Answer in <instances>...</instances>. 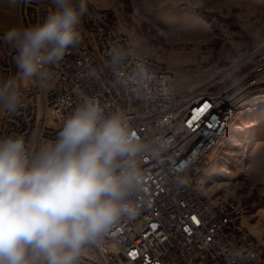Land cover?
<instances>
[{
	"label": "built area",
	"instance_id": "obj_1",
	"mask_svg": "<svg viewBox=\"0 0 264 264\" xmlns=\"http://www.w3.org/2000/svg\"><path fill=\"white\" fill-rule=\"evenodd\" d=\"M19 27L42 22L52 11L50 0H15ZM112 10L88 5L81 26V41L50 71L46 86L23 80L22 104L5 110L0 135L38 131L41 141L52 140L63 120L83 95L101 98L110 110L123 109L134 133L147 144L141 160L143 183L137 211L121 219L109 232L113 241L90 248L97 263L82 264H264L263 246L242 233L239 208H225L192 186L203 164L224 136L225 121L194 111V101L209 107L231 108L232 100L264 97V58L238 81L219 90L179 97L173 75L163 63L133 60L134 46L113 25ZM0 33V78H17L15 51ZM179 231L181 242H173ZM115 243L118 253L108 246Z\"/></svg>",
	"mask_w": 264,
	"mask_h": 264
},
{
	"label": "clouds",
	"instance_id": "obj_2",
	"mask_svg": "<svg viewBox=\"0 0 264 264\" xmlns=\"http://www.w3.org/2000/svg\"><path fill=\"white\" fill-rule=\"evenodd\" d=\"M15 3V0H9ZM35 25L12 27L17 78H0V108L21 104L23 80L47 85L50 69L81 41L88 0H50ZM147 144L125 110L83 95L52 140L0 135V264H82L85 252L137 211Z\"/></svg>",
	"mask_w": 264,
	"mask_h": 264
},
{
	"label": "rangeland",
	"instance_id": "obj_3",
	"mask_svg": "<svg viewBox=\"0 0 264 264\" xmlns=\"http://www.w3.org/2000/svg\"><path fill=\"white\" fill-rule=\"evenodd\" d=\"M91 1L115 12L138 56L168 67L179 97L233 84L264 58V0ZM12 27H19L15 3L0 0V33ZM239 113L197 185L212 200L237 204L245 228L264 246V97H249ZM108 250L119 252L115 243ZM85 254L95 256L90 248Z\"/></svg>",
	"mask_w": 264,
	"mask_h": 264
},
{
	"label": "bare ground",
	"instance_id": "obj_4",
	"mask_svg": "<svg viewBox=\"0 0 264 264\" xmlns=\"http://www.w3.org/2000/svg\"><path fill=\"white\" fill-rule=\"evenodd\" d=\"M88 5H90V7L94 10H102L99 7H97L96 4L93 3L91 0H88ZM113 25H115V28H117L118 32H122V31H120V29L118 27V19H117L116 14H113ZM123 37H128V45L129 46H134L132 39L127 34H125L124 32H123ZM132 58H133V60H140L141 59V60L157 61V60H154L152 58L138 56L135 53V51H132ZM158 62H160V61H158ZM163 68L165 70H169L168 67L164 63H163ZM245 102L246 101H242V100H232L231 101V108L217 109V111H216V107H208V115H216L217 122H224L225 121V127H226L224 130V134H225L229 124L233 121V119H235L237 114L243 109ZM205 104H207L209 106V101H194L193 110L194 111H200V109ZM3 113H5V109H3V112H2V115L0 118H3ZM41 129H42V121H35L34 131H30L28 133V136L38 138V131H41ZM222 137L217 139V143L220 141V139ZM197 178H198V176H192V186H198L197 185ZM200 193H202L201 190H200ZM214 202L219 203V204H225V208H239V210L237 211V218H238L239 223L242 224V233L247 235L249 238H252V240L255 242V244L263 246L245 228V226L243 224V212H242V209L237 204H235L232 201H227V200H223V199H215ZM172 239H173V242H181V234H179V231H172ZM111 241H113V234H107L100 242H111ZM263 252H264V246H263ZM89 263H97V255H95L94 257L89 256Z\"/></svg>",
	"mask_w": 264,
	"mask_h": 264
},
{
	"label": "snow or ice",
	"instance_id": "obj_5",
	"mask_svg": "<svg viewBox=\"0 0 264 264\" xmlns=\"http://www.w3.org/2000/svg\"><path fill=\"white\" fill-rule=\"evenodd\" d=\"M209 106L207 104H205L201 109L200 111H204V109L208 108Z\"/></svg>",
	"mask_w": 264,
	"mask_h": 264
},
{
	"label": "crops",
	"instance_id": "obj_6",
	"mask_svg": "<svg viewBox=\"0 0 264 264\" xmlns=\"http://www.w3.org/2000/svg\"><path fill=\"white\" fill-rule=\"evenodd\" d=\"M240 114V113H239ZM239 114L237 115V117L239 116ZM237 119V118H236Z\"/></svg>",
	"mask_w": 264,
	"mask_h": 264
}]
</instances>
